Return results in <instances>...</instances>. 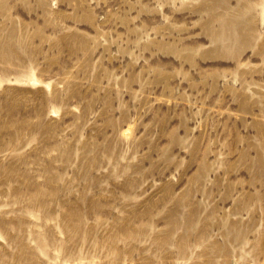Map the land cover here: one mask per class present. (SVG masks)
Masks as SVG:
<instances>
[{"label":"rangeland","instance_id":"1","mask_svg":"<svg viewBox=\"0 0 264 264\" xmlns=\"http://www.w3.org/2000/svg\"><path fill=\"white\" fill-rule=\"evenodd\" d=\"M0 264H264V0H0Z\"/></svg>","mask_w":264,"mask_h":264},{"label":"bare ground","instance_id":"2","mask_svg":"<svg viewBox=\"0 0 264 264\" xmlns=\"http://www.w3.org/2000/svg\"><path fill=\"white\" fill-rule=\"evenodd\" d=\"M237 28V27H236Z\"/></svg>","mask_w":264,"mask_h":264}]
</instances>
